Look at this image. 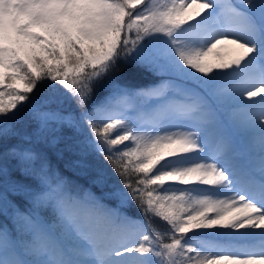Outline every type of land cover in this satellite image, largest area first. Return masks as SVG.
I'll return each instance as SVG.
<instances>
[{
    "label": "snow or ice",
    "instance_id": "snow-or-ice-1",
    "mask_svg": "<svg viewBox=\"0 0 264 264\" xmlns=\"http://www.w3.org/2000/svg\"><path fill=\"white\" fill-rule=\"evenodd\" d=\"M0 264H264V0H0Z\"/></svg>",
    "mask_w": 264,
    "mask_h": 264
},
{
    "label": "trees",
    "instance_id": "trees-1",
    "mask_svg": "<svg viewBox=\"0 0 264 264\" xmlns=\"http://www.w3.org/2000/svg\"><path fill=\"white\" fill-rule=\"evenodd\" d=\"M141 83L146 82V81H139ZM239 138V137H238ZM239 139H243V137H240ZM65 175L68 177V179L70 181H74L80 185H83L84 188H91V191L96 195V196H101L102 192L101 189L96 187V186H92L89 184L88 182V178L87 177H82V176H77L74 173H72L71 171H65Z\"/></svg>",
    "mask_w": 264,
    "mask_h": 264
}]
</instances>
